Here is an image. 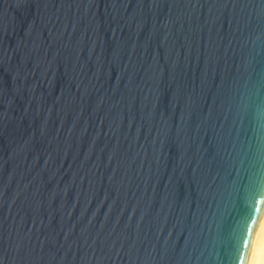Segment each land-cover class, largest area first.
<instances>
[{
	"label": "water",
	"instance_id": "obj_1",
	"mask_svg": "<svg viewBox=\"0 0 264 264\" xmlns=\"http://www.w3.org/2000/svg\"><path fill=\"white\" fill-rule=\"evenodd\" d=\"M263 216L264 0H0V264H250Z\"/></svg>",
	"mask_w": 264,
	"mask_h": 264
},
{
	"label": "bare ground",
	"instance_id": "obj_2",
	"mask_svg": "<svg viewBox=\"0 0 264 264\" xmlns=\"http://www.w3.org/2000/svg\"><path fill=\"white\" fill-rule=\"evenodd\" d=\"M250 264H264V216L260 227L254 255Z\"/></svg>",
	"mask_w": 264,
	"mask_h": 264
},
{
	"label": "snow or ice",
	"instance_id": "obj_3",
	"mask_svg": "<svg viewBox=\"0 0 264 264\" xmlns=\"http://www.w3.org/2000/svg\"><path fill=\"white\" fill-rule=\"evenodd\" d=\"M248 219L251 220L252 219L251 216H249ZM253 223H255V221H253ZM246 231L252 232V231H254V229H246ZM248 247H250V240H245L243 238V236L241 235L240 239L237 241V248H236V252H237L236 260L237 261L242 259L241 256H240V252L241 251H243L245 253V257L244 258L247 257V249H248Z\"/></svg>",
	"mask_w": 264,
	"mask_h": 264
}]
</instances>
